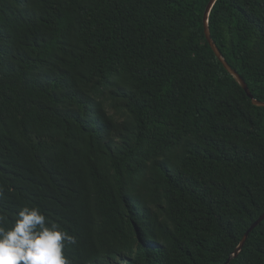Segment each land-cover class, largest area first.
<instances>
[{
  "label": "trees",
  "instance_id": "obj_1",
  "mask_svg": "<svg viewBox=\"0 0 264 264\" xmlns=\"http://www.w3.org/2000/svg\"><path fill=\"white\" fill-rule=\"evenodd\" d=\"M210 0H0V214L72 264H225L264 214V107ZM264 102V0H219ZM231 264H264V222Z\"/></svg>",
  "mask_w": 264,
  "mask_h": 264
},
{
  "label": "clouds",
  "instance_id": "obj_2",
  "mask_svg": "<svg viewBox=\"0 0 264 264\" xmlns=\"http://www.w3.org/2000/svg\"><path fill=\"white\" fill-rule=\"evenodd\" d=\"M0 187V200L4 198ZM6 217L0 214V223ZM77 239L51 221L38 206H24L10 227L0 226V264H72L66 254Z\"/></svg>",
  "mask_w": 264,
  "mask_h": 264
},
{
  "label": "water",
  "instance_id": "obj_3",
  "mask_svg": "<svg viewBox=\"0 0 264 264\" xmlns=\"http://www.w3.org/2000/svg\"><path fill=\"white\" fill-rule=\"evenodd\" d=\"M219 0H210L208 7L206 9L205 12V16H204V27H205V35L207 38V41L210 45V47L212 48V50L214 51L216 57L218 58V60L220 61V63H222V65L224 66V68L226 69V71L236 80V82L244 89V91L246 92L247 96L251 99L252 103L254 106L256 107H264V102L257 100L254 95L252 94L248 84L246 83V81L241 77V75L234 70L230 64L228 63V61L226 60V58L224 57L223 53L220 51V49L218 48L217 44L215 43L213 37H212V33H211V29H210V15L211 12L213 10V8L215 7V5L217 4ZM264 222V214L251 226V228L248 230V232L245 234L242 242L240 243V245L238 246V248L235 250L234 254L228 259V261L225 264H231L232 261L236 258L239 257V255L242 253L249 237L250 234L262 223Z\"/></svg>",
  "mask_w": 264,
  "mask_h": 264
}]
</instances>
